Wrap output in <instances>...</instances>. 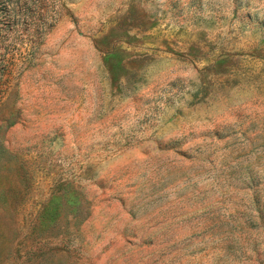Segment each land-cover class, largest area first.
<instances>
[{"label": "rangeland", "instance_id": "1", "mask_svg": "<svg viewBox=\"0 0 264 264\" xmlns=\"http://www.w3.org/2000/svg\"><path fill=\"white\" fill-rule=\"evenodd\" d=\"M0 264H264V0H0Z\"/></svg>", "mask_w": 264, "mask_h": 264}]
</instances>
